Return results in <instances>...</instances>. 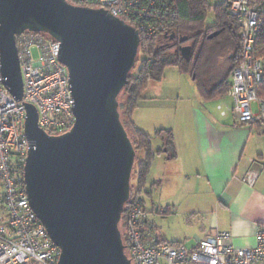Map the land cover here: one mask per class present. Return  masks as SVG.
<instances>
[{"label":"water","instance_id":"water-1","mask_svg":"<svg viewBox=\"0 0 264 264\" xmlns=\"http://www.w3.org/2000/svg\"><path fill=\"white\" fill-rule=\"evenodd\" d=\"M23 32L43 33L59 43L75 118L68 132L50 136L37 126L36 109L25 104L24 132L31 147L23 179L29 207L60 251L57 264H130L119 223L136 152L117 98L136 64L140 36L102 9L66 0H0V75L17 101L23 89L15 36ZM178 51L189 61L191 46Z\"/></svg>","mask_w":264,"mask_h":264},{"label":"built area","instance_id":"built-area-1","mask_svg":"<svg viewBox=\"0 0 264 264\" xmlns=\"http://www.w3.org/2000/svg\"><path fill=\"white\" fill-rule=\"evenodd\" d=\"M66 1L75 7L102 9L145 38L166 34L174 15L171 0ZM227 10L238 27L239 52L226 97L239 123H261L264 100L257 98L256 87L263 79V62L254 56L260 5L232 0ZM15 47L23 89L20 101L9 94L0 75V264H57L60 251L30 209L25 192L23 167L31 147L24 132L25 104L36 109L42 131L58 136L75 122L74 101L66 68L58 60L57 41L43 33L23 32L15 36ZM216 110L226 115L223 105ZM258 176L259 169H250L244 183L253 186ZM126 204L122 243L130 264H264V223L257 227L254 247H235L231 233L216 231L188 249L156 239L142 191L132 188Z\"/></svg>","mask_w":264,"mask_h":264},{"label":"crops","instance_id":"crops-1","mask_svg":"<svg viewBox=\"0 0 264 264\" xmlns=\"http://www.w3.org/2000/svg\"><path fill=\"white\" fill-rule=\"evenodd\" d=\"M187 91H180L173 112L159 106L149 112L139 103L132 114L135 128L152 137L153 152L163 146L156 131L169 130L173 138L175 156L155 154L143 189L154 235L192 249L216 231L229 232L235 247H254L264 223L263 124L239 123L226 94L203 100L194 82ZM217 105L227 108L224 117ZM252 168L259 176L248 186L244 177Z\"/></svg>","mask_w":264,"mask_h":264},{"label":"trees","instance_id":"trees-1","mask_svg":"<svg viewBox=\"0 0 264 264\" xmlns=\"http://www.w3.org/2000/svg\"><path fill=\"white\" fill-rule=\"evenodd\" d=\"M171 1L174 5V15L167 22V37L145 38L140 36L141 41L134 66L135 68L138 65V68L134 76L129 75L127 85L117 98L120 121L133 149L135 152L141 150L144 153V161L137 166L135 172V188L138 191L144 189L145 179L155 154L163 152L171 158L175 156L172 133L169 130L155 132V136L163 139V146L161 150L153 152L152 137L136 129L132 122V114L137 109L139 101L143 99L145 89L150 84L161 81L166 67H175L180 72L190 75L203 100L223 97L229 88L228 77L238 64V27L227 10L232 0H224L213 8L207 0ZM250 4L260 5L254 56L263 62V79L257 85L256 93L258 99L264 100V0H250ZM210 10L213 11L214 22L206 25L207 14ZM213 33L217 35L210 38ZM172 34L175 38L170 40L169 36ZM183 37H186L187 43L191 44L192 55L189 61L181 57L179 47L174 50L172 45L176 38ZM220 60L226 64V67L216 73L213 71V65ZM121 115L124 119H121ZM261 123L264 135V120ZM131 190L130 187V193ZM126 212L127 204L124 206L119 223L122 239Z\"/></svg>","mask_w":264,"mask_h":264},{"label":"rangeland","instance_id":"rangeland-1","mask_svg":"<svg viewBox=\"0 0 264 264\" xmlns=\"http://www.w3.org/2000/svg\"><path fill=\"white\" fill-rule=\"evenodd\" d=\"M224 0H207V3L213 8L216 5H219ZM214 22V14L213 11L210 10L207 14L206 18V25H211ZM186 45L191 46L190 43H187ZM217 64V65H216ZM226 67V64L222 62V60L214 63L213 65V71L219 72L220 70H224ZM138 68V65L132 69L130 72V76H134L136 73V70ZM192 78L190 75L180 72L175 67H166L162 74V79L160 81L159 90L153 91L152 86H158L157 82L150 84L144 91L143 99L139 101L140 105L143 104L146 109L151 112V107L159 106L163 108H170L171 111L174 107L176 108V100L177 97L180 95V91L182 95H187V88L189 84H192ZM146 112V111H145ZM121 113V112H120ZM121 119L123 118V115H121ZM144 161V153L141 150H138L136 152L132 172H131V178H130V187L135 188L136 186V175L135 172L137 170V166L141 164ZM142 193L145 197L144 191L142 190ZM147 197L145 198V203L147 202ZM149 201V200H148Z\"/></svg>","mask_w":264,"mask_h":264},{"label":"flooded vegetation","instance_id":"flooded-vegetation-1","mask_svg":"<svg viewBox=\"0 0 264 264\" xmlns=\"http://www.w3.org/2000/svg\"><path fill=\"white\" fill-rule=\"evenodd\" d=\"M179 39H180V38H176L175 40H177V41L174 40V43H172L173 47L175 48L174 50H176L177 47H180L181 45H186V44H187V41H186V43H184V44H180V43H179Z\"/></svg>","mask_w":264,"mask_h":264}]
</instances>
